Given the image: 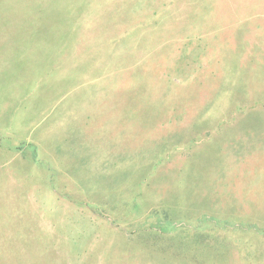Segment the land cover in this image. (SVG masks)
<instances>
[{
	"label": "rangeland",
	"instance_id": "rangeland-1",
	"mask_svg": "<svg viewBox=\"0 0 264 264\" xmlns=\"http://www.w3.org/2000/svg\"><path fill=\"white\" fill-rule=\"evenodd\" d=\"M0 264H264V0H0Z\"/></svg>",
	"mask_w": 264,
	"mask_h": 264
},
{
	"label": "trees",
	"instance_id": "trees-1",
	"mask_svg": "<svg viewBox=\"0 0 264 264\" xmlns=\"http://www.w3.org/2000/svg\"><path fill=\"white\" fill-rule=\"evenodd\" d=\"M132 8H133V5H132ZM81 12V11H80ZM80 12H77L78 13V15L76 14V15H74V20H70V21H68V22H66L65 20H64V18L63 19H58L57 21H50V26H57L58 24H62V25H69V24H71V27L72 28H75L76 26H77V24H80V21H82V23H81V26H83V24L85 23V22H88V20L89 19H91L92 18V14H95V15H99L98 13H96V12H99V11H96L95 10V13H87V14H82V13H80ZM69 13V12H68ZM59 21H61L62 23H60ZM86 25H88V24H84V26H86ZM133 26V25H132ZM94 39H96V37L94 38ZM72 42H74L75 41V35L73 36V38H72V40H71ZM93 48H96L95 46H93ZM55 52H56V50H55ZM57 54V53H56ZM74 58H79V56L78 55H76V56H73ZM98 71V70H97Z\"/></svg>",
	"mask_w": 264,
	"mask_h": 264
},
{
	"label": "crops",
	"instance_id": "crops-1",
	"mask_svg": "<svg viewBox=\"0 0 264 264\" xmlns=\"http://www.w3.org/2000/svg\"><path fill=\"white\" fill-rule=\"evenodd\" d=\"M66 48V47H65ZM72 81V80H71Z\"/></svg>",
	"mask_w": 264,
	"mask_h": 264
}]
</instances>
